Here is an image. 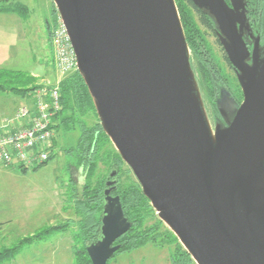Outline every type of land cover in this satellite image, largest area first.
Listing matches in <instances>:
<instances>
[{
	"label": "water",
	"instance_id": "95a60500",
	"mask_svg": "<svg viewBox=\"0 0 264 264\" xmlns=\"http://www.w3.org/2000/svg\"><path fill=\"white\" fill-rule=\"evenodd\" d=\"M191 2L214 23L243 94L224 108L231 99L221 91L215 127L176 1L52 0L99 126L158 220L194 264H264V46L250 54L244 44V0ZM117 173L107 175L98 235L86 244L91 264L113 259L132 227L112 196Z\"/></svg>",
	"mask_w": 264,
	"mask_h": 264
},
{
	"label": "rangeland",
	"instance_id": "374dc122",
	"mask_svg": "<svg viewBox=\"0 0 264 264\" xmlns=\"http://www.w3.org/2000/svg\"><path fill=\"white\" fill-rule=\"evenodd\" d=\"M19 3L28 8L26 18L16 13H3V20L0 19V28L4 35L1 37V43L4 45L0 43V51L4 53L2 57L0 56V72H7L8 77H13V79L9 77L12 85L10 83L4 85L16 88L22 82L31 80L33 81L31 85L52 86L59 80L54 71L53 52L45 29V24H50L55 19L52 0H20ZM187 11L193 23L192 29L198 34L201 43L205 45L209 56L214 60L215 69L221 75L220 79L229 86H226L227 89L231 90V95L239 102L242 99L241 90L232 71L223 61L218 46L214 44L212 36L207 34L197 22L196 15L188 6ZM192 65L205 112L211 122L212 114L214 115L211 112L216 110L213 103L214 85L209 77L204 76L202 69L199 73L194 67L193 60ZM17 80L20 82H16ZM3 81L1 79L0 84ZM20 88H27V85H22ZM29 102L28 97L20 93L16 95L13 91L0 90V107L4 104L5 110L8 109L6 115L0 113V121L14 114L19 106L27 105ZM78 115L79 113L73 123L55 129L56 142L54 141L55 148L51 160L33 170L17 169L24 173L21 179L23 196L19 194L7 198L0 197V252L12 249L24 238L36 235L49 227H58L67 223L71 225L70 228L66 232L59 231L58 234H53L46 241L25 245L13 259L6 260L2 264L75 263V245L80 241L78 237L75 238L79 230L77 222L83 220V217H77L74 204L80 198L87 183L91 187L97 182H102V176L106 175L111 167L112 154L109 152L113 147L111 142L109 144L103 140L99 141L100 150L95 162L96 167L89 175L87 166H83L79 159L81 154L77 152L78 139L82 135L80 128L83 124L91 128L95 127L99 120L92 111L84 117ZM79 121L82 124H79ZM59 123L60 121L57 125ZM119 176L120 188L136 183L134 175L126 164L122 166ZM148 214L149 219L145 227L158 226L161 221L158 220L155 211L150 209ZM171 253H174V246L166 247L161 251L159 248H153V244H146L138 250L117 254L108 264H167Z\"/></svg>",
	"mask_w": 264,
	"mask_h": 264
},
{
	"label": "trees",
	"instance_id": "16d2710c",
	"mask_svg": "<svg viewBox=\"0 0 264 264\" xmlns=\"http://www.w3.org/2000/svg\"><path fill=\"white\" fill-rule=\"evenodd\" d=\"M19 1L20 0H0V14L16 13L21 17L26 18L28 8L21 5ZM176 1L180 15V21L183 25L184 35L186 36V41L188 46H190L192 49V52L196 53L197 46L195 45V41L193 39V36L196 32H194V29H192L193 23L189 16V12L187 11L188 5L191 7L193 6L189 0ZM202 22L205 24L207 23L206 20ZM45 29L47 37H50V29L48 28L47 23L45 24ZM200 69L203 70L202 72L204 73L205 77H209V79L212 80V85H215V81H218V73L215 71V69L211 68L206 62L200 64ZM9 77L13 79V77ZM9 77L7 72H0V80L3 79L5 81L0 84V90L3 92L13 91V93H16V95L20 93L22 96H28L31 91L39 88L35 85H31L33 82L31 80L22 82L19 84L20 86L18 85L19 88L5 87L7 83L12 85V81ZM18 81L19 80L16 82ZM22 85H27V88H20ZM58 86L62 111L58 117V121H60V123L58 126H56V129H58V127L64 126V124L67 125L68 123H73L77 117V113H79L78 116L84 117L89 111H92L96 116L95 109L93 108L92 101L88 95L86 86L83 84V81L77 71L64 78V80L61 81ZM79 124L82 123L79 121ZM80 131H82V135L78 139L77 152L79 151L81 154L79 157L80 162L83 164V166H87L86 170H88L89 175H91L96 167L95 162L99 156L98 153L100 150V142L102 140L109 144L110 142L103 130H101L99 123L96 124L95 127L91 128H87L83 124V126L80 128ZM109 153L112 154V162L110 164L111 167L107 174L102 176V182H97L91 187L87 183L83 188L84 191L80 198L77 199L74 204V212L76 215H78L77 217H83V220L80 219L77 222L79 230L78 235L75 234V238L78 237L80 241L77 245H75L76 249L74 250V264H91L86 254V244L93 243L98 235L97 233L100 226L99 220L103 205L102 193L104 189V183L107 180V175L113 168L118 170V177L120 178L119 174L121 168L125 165L113 147L112 151ZM88 180L90 179L88 178ZM116 187L117 190L114 194L119 196L124 217L132 223V228L128 231V233L118 240L124 244V249L120 250L118 253L128 252L134 249H139L141 246L146 244H152L151 226L150 228L145 227V224L149 219L148 213H150V206L148 200L142 194L141 187L137 182L132 184L130 183L129 185H126L125 188H120L118 185ZM161 224L162 223L159 222L158 226ZM70 226V224L66 223L64 225H58V227H49L46 230H41L40 232L36 233V235L24 238V240H21L20 243L14 246L12 249H6L0 252V264L6 260L13 259L17 254L20 253L21 249L24 248L25 245H30L36 241H46L48 237L52 236L53 234H58L59 231L66 232ZM153 228L155 231L158 230L156 225L152 227V229ZM157 236L159 235H156L155 238ZM167 236V245L174 246V253L172 254H174L175 258L182 257L192 263L189 254L185 253L181 245L177 242L176 237L173 236V234L169 231L167 232Z\"/></svg>",
	"mask_w": 264,
	"mask_h": 264
},
{
	"label": "built area",
	"instance_id": "2783aa9c",
	"mask_svg": "<svg viewBox=\"0 0 264 264\" xmlns=\"http://www.w3.org/2000/svg\"><path fill=\"white\" fill-rule=\"evenodd\" d=\"M54 71L59 80L41 85L27 96L30 102L0 121V163L7 168L33 170L54 154L55 129L60 115L59 83L77 71L67 30L57 17L48 24Z\"/></svg>",
	"mask_w": 264,
	"mask_h": 264
},
{
	"label": "flooded vegetation",
	"instance_id": "af4514ba",
	"mask_svg": "<svg viewBox=\"0 0 264 264\" xmlns=\"http://www.w3.org/2000/svg\"><path fill=\"white\" fill-rule=\"evenodd\" d=\"M189 1L191 2V0H189ZM225 2H226L227 6L229 8H232L230 0H225ZM191 4H192V2H191ZM192 6L193 7L188 5V7L191 9V11H193L194 14L196 15L197 22L200 23V25L204 28V31L207 34L212 36V38L214 40V44L218 46V49L221 52V56L223 58V61L225 62L227 67H229L230 70L232 71L234 78L237 80V83H238V86H239V90H241L239 81L237 79V73L234 70V67H232L231 63L229 62V59L226 56L222 45H220L219 38H218V35L216 33V27H215L214 23L211 22L208 19V17L202 11H198L194 7L193 4H192ZM244 9H245V12H244L245 13V18H246V20L248 21V24H249V29L248 30H249V32H252V36L253 37H250L248 35V33H249L248 30H246V31H243L244 34H245L243 40H244V44H246V47H247L249 53L251 54L256 43H259V46L261 48L264 46V0H244ZM202 17H204V18H202ZM205 20L207 22L206 24L204 22H202V21H205ZM193 39L195 41V45L197 46V48H196L197 50H196V53L192 52V49L189 46L191 64H192V60H193L194 67H196V69H198L199 73L201 71L200 64L204 63V62L208 63L211 68L215 69L216 67L214 65H216V64H215L214 60L211 59V57L209 56L210 54L208 53L207 49L205 48V45H203L201 43L200 37L195 33V35L193 36ZM186 43H187V41H186ZM187 46H188V43H187ZM248 63L251 64V60H248ZM192 69H193V65H192ZM215 71L218 73V81L217 80L215 81V85H214L215 97L213 99L214 108L216 110H215V112H213V110L211 112V113H214V115L212 114L213 117H212L211 122H210L213 127H215L216 121H221L222 123H224L223 116L218 114V107H217V103H216V99H217V97L220 96L221 91H224L223 93L227 92L228 95H229V98L231 99V101L230 100L227 101V103L224 106V108H226V106L229 105V104H234V105L236 104V106H237V105H240L243 102L242 101L243 100L242 90H241L242 99L238 102L231 95V93H230L231 90L227 89L226 86H228V85L226 83L224 84L222 82V80L220 79L221 75H220L219 71H217L216 69H215ZM194 72H195V70H194ZM115 179H117V184H116V186H117L118 182H119L118 173H117ZM116 190L114 191V193L116 192ZM114 193L112 194V196H115ZM149 206H150V203H149ZM150 209H152L151 206H150ZM152 227H154V226H151L153 248H159L161 251L165 250L166 247L171 248L172 245H167L168 244L167 232L169 230L165 226V224L162 223L160 226H157L158 227L157 231H155L154 228L152 229ZM169 232H171V231H169ZM156 235H159V236H157L155 238ZM118 240H120V239H118ZM118 240H117L116 243H114V245L115 246H117V244L122 245L120 250L124 249V247H123L124 244L119 242ZM148 245H150V244H148ZM141 247H143V246H141ZM120 250H118L117 253L114 254V258L113 259L116 258L117 254H119L118 252ZM134 250H138V249H134ZM131 251H133V250H131ZM129 252L130 251L123 252V253H129ZM113 259H110L107 262V264ZM167 264H194V262L192 261V263H191V262L185 260L182 257L181 258L180 257L175 258L174 254L171 253L168 256Z\"/></svg>",
	"mask_w": 264,
	"mask_h": 264
},
{
	"label": "crops",
	"instance_id": "0c3cea01",
	"mask_svg": "<svg viewBox=\"0 0 264 264\" xmlns=\"http://www.w3.org/2000/svg\"><path fill=\"white\" fill-rule=\"evenodd\" d=\"M3 15L4 14H0V19L3 20ZM4 22V21H1ZM3 32L2 29L0 28V43H1V37H3ZM2 44V43H1ZM4 45V44H2ZM3 52L2 50L0 51V56H3ZM37 87H41L40 85H35ZM6 106L3 104L0 107V113L3 115H6L7 110H5ZM17 110V109H16ZM11 112V111H10ZM15 113V112H14ZM13 113L11 115L8 116H12ZM56 142V140H55ZM54 142V144H55ZM22 170V169H21ZM24 173L21 171H17L16 168H7L5 166H3L0 163V197L2 198H7L11 195H21L23 196V189H22V177H23ZM4 204L6 205V203L4 202ZM5 208V207H4ZM4 208L2 209V211L4 210Z\"/></svg>",
	"mask_w": 264,
	"mask_h": 264
}]
</instances>
